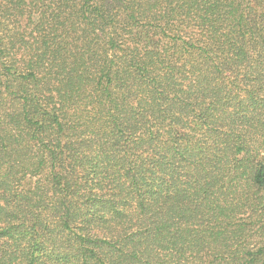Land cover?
<instances>
[{"label":"trees","instance_id":"16d2710c","mask_svg":"<svg viewBox=\"0 0 264 264\" xmlns=\"http://www.w3.org/2000/svg\"><path fill=\"white\" fill-rule=\"evenodd\" d=\"M0 264H264V0H0Z\"/></svg>","mask_w":264,"mask_h":264}]
</instances>
